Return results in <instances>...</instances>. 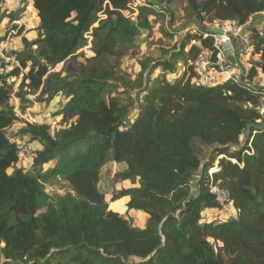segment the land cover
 <instances>
[{"label": "trees", "instance_id": "trees-1", "mask_svg": "<svg viewBox=\"0 0 264 264\" xmlns=\"http://www.w3.org/2000/svg\"><path fill=\"white\" fill-rule=\"evenodd\" d=\"M32 1L38 33L33 42H24L35 46V52L13 51L19 65L10 74L28 70L15 91L13 84L0 87L1 264H264L263 87L253 82L264 76V15L250 31L247 86L192 82L190 62L212 47L211 39L200 34L181 35L169 58L140 61L131 83L117 73L119 60L152 9L140 7V25H134L123 13L128 0ZM186 3L191 20L202 26L228 19L244 26L264 12V0ZM22 11L0 17L10 23L5 31L16 28L13 22ZM87 35L97 51L78 61ZM107 55L114 56L113 63H103ZM177 57L187 69L169 80L166 73L174 71L171 60ZM66 59L78 66L76 71L65 77V67L50 72ZM158 67L162 74L151 83L149 74ZM125 83L144 93L140 103H124L113 95ZM60 91L69 99L57 114L62 119L76 114L77 119L54 135L46 122H25L17 134L41 145L34 151L37 164L26 170L18 166L9 140L14 135L8 131L20 120L9 100L14 96L28 103V95L39 93L50 101ZM132 108L134 120L122 129ZM195 141L209 150L207 159L201 158L204 149ZM216 159L212 181L229 192L235 215L202 222V210L222 209L209 192V170ZM109 160L124 165L118 180L133 184L112 200L127 197L126 210L146 215L143 227L109 208L99 188L100 169ZM56 177L66 180L74 194L50 197L44 184Z\"/></svg>", "mask_w": 264, "mask_h": 264}, {"label": "rangeland", "instance_id": "rangeland-1", "mask_svg": "<svg viewBox=\"0 0 264 264\" xmlns=\"http://www.w3.org/2000/svg\"><path fill=\"white\" fill-rule=\"evenodd\" d=\"M15 1L18 3V6L15 7V10H18L20 8L23 9V11L20 12V18L16 22H13L14 24H16V28H14V30L11 32L5 31L4 28V26L10 25V23H8V19L4 17L3 20H0V32H5L2 35L3 40L7 43V47L9 48L11 53L13 51L22 50L35 52V46H26V43L24 42H33L37 38L38 33L37 27L39 26V20L36 17L35 12H30L31 9H33L29 7V5L31 4V0H8L7 3L6 0H0V17H2L3 14L8 13L10 6L14 5ZM161 4H165L167 6L168 11L170 12L173 18L172 27L177 30L174 33L173 37L168 36L164 32V18L162 16L156 14H149L146 19L147 24L144 23L140 25L138 24V13L136 14V12H134V14H132L133 10L131 8H128L129 10L124 12V15L128 18L129 21L133 22L134 25H140L138 28V34L136 35L131 47L126 48L125 53L119 60L120 65L119 69L117 70V73L124 78L125 82L132 83V81L136 78L137 73L139 72L140 61L144 59H150L152 63L156 62L161 58H169L172 55L173 51L177 50L175 46H178L180 44L182 39L181 35H186L184 33H179L178 31L181 28H184L186 25H191V23L198 24L197 21H192L189 17L187 12L186 0H163ZM263 15L264 12L255 15L254 17L249 19L250 21L248 22V24H255L256 27H259ZM207 23L208 22L204 23V27L207 26ZM190 32L191 30L188 31L187 34H192ZM87 38V45L78 50V52H82V54L77 58L78 61H85L86 58H89L94 55V46L91 44V36L87 35ZM193 43H197V41L191 40L190 44ZM185 50L187 51L188 47ZM166 51L169 53L166 54ZM113 60L114 56L107 55L103 63H113ZM171 61L175 65V69L172 73H166V78H168L169 80H174L176 75L181 74L184 69H187V66L183 64L182 57H177L175 59H172ZM64 67L65 71L61 73L64 77L69 73V70L76 71V69L78 68V66L72 60L68 59L64 65L63 63H60L56 65L53 69H51L50 72H59ZM27 70L28 67L25 69H20L18 79L13 84L14 91L20 84L22 75ZM160 74H162L161 67H158L153 70L149 74L151 83L156 77H159ZM258 78L259 77L255 79V82L260 84V86H263L261 85L263 83L257 81ZM131 83L122 84V86H120L117 91H114L113 95L119 96L121 101L124 103H127L129 99L134 100V102L136 101V103H140L144 93L138 92L136 89H132ZM28 98L30 100L28 103H22L16 97L11 96L9 102L14 107V110H16L19 114L18 116L20 120H18L17 122L18 125H16L14 128L13 126L11 127L13 128L12 130L10 128V130L8 131L9 135L11 134L22 138V136H19L17 133L19 132L20 128L25 125V122H27L25 118L35 117L38 122H46V124L49 125V131L52 135H54V133L58 129L68 126L71 122L77 119L76 114L70 115L66 119H62L63 114H57L69 99L63 91L57 93L50 101L45 100L46 95H39V93H36L35 95H28ZM259 111L264 115V98L262 96ZM135 115L136 110L133 108L130 109L128 117L124 121L123 126L121 128L124 129L126 126H128V124L134 120ZM257 122L260 121L257 120ZM247 134L248 129H246L245 132L239 137V146H242L244 144L247 138ZM24 139L26 140V138ZM194 144L196 145V147L203 148L201 147L198 141H195ZM36 149L37 147L34 146L33 151H35ZM203 151L204 153L201 152V158L205 160L209 156V150L204 149ZM34 156L36 157V154H34ZM220 157L221 156H219L218 158ZM217 159L214 161L213 167L211 168L212 170H209V172H213L216 170V164H218ZM21 164L24 165L23 167L26 168V170H30L32 168V165L34 164V159L30 162H20L18 166H22ZM123 167V164L116 163L112 160L106 162L100 169L99 188L102 192H104L105 198L112 209H115V211L120 212L123 217L131 219L133 224L137 226H144L146 215L142 212L126 210V202L124 199L125 197H121L114 201L112 200V196L115 193L119 192V190L133 185L130 181H120L116 177L117 172L122 170ZM44 188L45 192L50 195V197L55 196L57 194L63 195L67 192H71L72 194H74V191L72 190L70 184L61 177H56L51 181L46 182L44 184ZM227 208L228 210L226 209V211L204 209L201 212V221L207 222L228 220L229 218L233 217V215H235V211L234 209H231V207ZM44 209L45 208L40 209L39 212L43 211Z\"/></svg>", "mask_w": 264, "mask_h": 264}, {"label": "built area", "instance_id": "built-area-1", "mask_svg": "<svg viewBox=\"0 0 264 264\" xmlns=\"http://www.w3.org/2000/svg\"><path fill=\"white\" fill-rule=\"evenodd\" d=\"M140 7L150 8L154 11L153 15L162 16L164 18V28L168 32L175 33L177 31L172 27V16L165 4L151 0H128L127 8L133 10L132 14H134V12L137 14L139 11L138 8ZM128 10L129 9L125 11ZM206 27L220 28L222 29V33L203 31L194 23L186 25L178 31L179 33L187 34V32L191 30L190 33L200 34L202 38L211 39L212 41L211 48L203 50L194 61L190 62L194 72L192 82L197 85L215 86L225 81H232L239 85L247 86V84L250 83L246 74L248 66L247 64L245 66L243 62L247 63L252 53L249 38L250 32L242 34L243 26L237 25L236 21L231 19L212 20L207 23ZM236 37L240 39L239 43L241 46L239 47L238 42L235 40ZM226 43H228V46ZM18 65L19 63L15 55L10 52L7 45H4L0 41V87L3 86L4 83L14 84L17 81L18 76L10 74V71ZM253 82L256 86L263 87L260 93L264 98V85L260 86L255 80ZM14 111L18 116L19 114L17 111ZM25 120L30 124L38 123L35 117L25 118ZM9 140L15 144L18 154V163L30 162L36 158L33 154L34 151L30 142L17 136H10ZM211 170L212 169H210V171ZM214 172L215 171L209 172V178L211 180L209 192L215 197L217 203L222 206L220 210L226 211V209L228 210L227 207L233 209L229 192L220 187L218 183L212 181V174Z\"/></svg>", "mask_w": 264, "mask_h": 264}, {"label": "crops", "instance_id": "crops-1", "mask_svg": "<svg viewBox=\"0 0 264 264\" xmlns=\"http://www.w3.org/2000/svg\"><path fill=\"white\" fill-rule=\"evenodd\" d=\"M7 1L8 0H6V3H7ZM16 4V5H15ZM15 5V6H14ZM14 5H12V6H10V8H9V11H12V10H15V7H17L18 6V3L15 1V3H14ZM20 5V4H19ZM29 7H32L33 8V1L31 0V4L29 5ZM31 13H34L35 12V10H34V8H33V10H31L30 11ZM35 14H36V12H35ZM36 17H37V15H36ZM38 18V17H37ZM38 20H39V18H38ZM16 22V21H15ZM254 27H256L255 26V24H252V25H249L248 23L246 24V25H244L243 27H242V34H244V33H249L251 30H252V28H254ZM14 29H12L11 31H13ZM11 31H9V32H11ZM5 32H0V41L4 44V45H7V43L6 42H4V40H3V34H4ZM235 40H236V42H238V47L239 46H241L240 45V39H239V37H236L235 38ZM244 63V65L246 66V62H243ZM259 78L257 79V81H259V82H261V83H263V84H261V85H264V76L263 75H259L258 76ZM16 125H18V123H16V124H14L13 125V128L16 126ZM13 128H11V130L13 129ZM31 146H32V148L34 149V146H36L37 147V149L36 150H39L40 148H41V145L38 143V142H33V143H31ZM216 169H217V164H216ZM125 199V202H127V200H128V198L127 197H125L124 198ZM210 210H212V209H210ZM133 211H135V210H133ZM139 227H143V225L142 226H139Z\"/></svg>", "mask_w": 264, "mask_h": 264}, {"label": "water", "instance_id": "water-1", "mask_svg": "<svg viewBox=\"0 0 264 264\" xmlns=\"http://www.w3.org/2000/svg\"><path fill=\"white\" fill-rule=\"evenodd\" d=\"M201 30L203 31H208V32H212V33H222V29L220 28H209V27H204L202 25H200L199 23L196 24ZM91 44L93 45V43L91 42ZM226 45L228 46V43H226ZM94 46V45H93ZM94 52L96 53L97 51V47L94 46L93 48ZM68 59H66L64 62H63V65L66 63ZM37 161H38V156H36V158L34 159V164H37Z\"/></svg>", "mask_w": 264, "mask_h": 264}, {"label": "bare ground", "instance_id": "bare-ground-1", "mask_svg": "<svg viewBox=\"0 0 264 264\" xmlns=\"http://www.w3.org/2000/svg\"><path fill=\"white\" fill-rule=\"evenodd\" d=\"M30 8H32V7H30ZM31 10H33V9H31ZM110 208H111V206H109ZM112 209V208H111ZM113 210H115V209H113Z\"/></svg>", "mask_w": 264, "mask_h": 264}, {"label": "clouds", "instance_id": "clouds-1", "mask_svg": "<svg viewBox=\"0 0 264 264\" xmlns=\"http://www.w3.org/2000/svg\"><path fill=\"white\" fill-rule=\"evenodd\" d=\"M217 171V170H216Z\"/></svg>", "mask_w": 264, "mask_h": 264}]
</instances>
